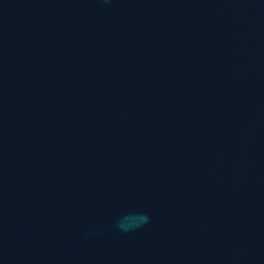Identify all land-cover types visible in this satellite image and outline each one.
Segmentation results:
<instances>
[{"label":"water","instance_id":"water-1","mask_svg":"<svg viewBox=\"0 0 264 264\" xmlns=\"http://www.w3.org/2000/svg\"><path fill=\"white\" fill-rule=\"evenodd\" d=\"M0 264H264V0H0Z\"/></svg>","mask_w":264,"mask_h":264},{"label":"clouds","instance_id":"clouds-1","mask_svg":"<svg viewBox=\"0 0 264 264\" xmlns=\"http://www.w3.org/2000/svg\"><path fill=\"white\" fill-rule=\"evenodd\" d=\"M146 216L143 214H129L123 217L122 221L118 223V227L124 231H127L131 228L139 227L140 224L137 221H144Z\"/></svg>","mask_w":264,"mask_h":264}]
</instances>
